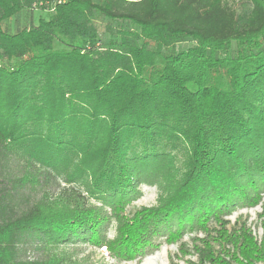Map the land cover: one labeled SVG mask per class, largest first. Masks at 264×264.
I'll return each instance as SVG.
<instances>
[{"label": "trees", "instance_id": "1", "mask_svg": "<svg viewBox=\"0 0 264 264\" xmlns=\"http://www.w3.org/2000/svg\"><path fill=\"white\" fill-rule=\"evenodd\" d=\"M242 1L0 0V264L161 243L186 264H264V212L259 240L229 228L264 205V0ZM144 183L157 203L124 214Z\"/></svg>", "mask_w": 264, "mask_h": 264}, {"label": "rangeland", "instance_id": "2", "mask_svg": "<svg viewBox=\"0 0 264 264\" xmlns=\"http://www.w3.org/2000/svg\"><path fill=\"white\" fill-rule=\"evenodd\" d=\"M227 1L234 6L237 13H243L247 9L248 4L245 1ZM36 16L45 17V14L37 11ZM13 20H15L13 17L8 20L10 26H13ZM107 25L108 24L106 21H102L99 22L98 26V31L103 34L102 36L106 41L112 37V35H110L108 32L109 29L107 28ZM114 27L115 26L113 25V28ZM186 46V44L178 45L176 49L180 50L186 48ZM176 157L178 162L182 160V155H176ZM159 197L160 192L156 185L144 183L140 186V195L138 199L124 209V214L131 215L141 207L154 206L157 203ZM262 202H264V196ZM262 212H264V205L261 204L251 209H240L229 217V228H233L237 221L246 222V225L251 228L253 234L259 240L262 236V219L259 214ZM103 237L106 243L114 245L117 238V223L110 222V224L103 231ZM74 247L63 246L58 249V254L63 256L66 253L65 259L68 258L74 264H186L185 261H178L174 259V255L177 253L176 245H167L164 243H161V246L157 251L142 258V260H133L128 262L120 260L117 255L105 245H102L99 248L91 247L89 245H83L77 248ZM187 259L188 258H185V260ZM62 260L64 261V264H67L68 261L66 262L64 259Z\"/></svg>", "mask_w": 264, "mask_h": 264}]
</instances>
